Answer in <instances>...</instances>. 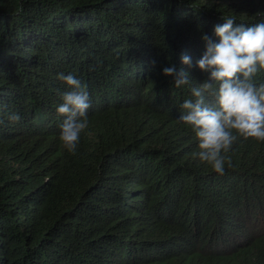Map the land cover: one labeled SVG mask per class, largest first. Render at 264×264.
<instances>
[{
	"label": "trees",
	"instance_id": "16d2710c",
	"mask_svg": "<svg viewBox=\"0 0 264 264\" xmlns=\"http://www.w3.org/2000/svg\"><path fill=\"white\" fill-rule=\"evenodd\" d=\"M227 16L264 0H0V264H264V141L238 137L219 175L177 122ZM61 73L91 101L74 154Z\"/></svg>",
	"mask_w": 264,
	"mask_h": 264
},
{
	"label": "clouds",
	"instance_id": "9594fccd",
	"mask_svg": "<svg viewBox=\"0 0 264 264\" xmlns=\"http://www.w3.org/2000/svg\"><path fill=\"white\" fill-rule=\"evenodd\" d=\"M223 20L214 27L218 43L206 35L202 37L205 52L196 66L210 75L191 87L194 99L182 103L183 111L177 119L195 134L198 151L193 155L219 175L225 173L224 154L238 137L264 141V83L257 85L254 79L264 71V20L252 24L237 23L233 16ZM181 62L191 66V57L182 55ZM162 74L173 78L175 88L192 82L189 73L175 65L165 67ZM59 79L70 89L56 109L63 117L59 141L74 154L81 134L89 127L90 96L74 74L61 73ZM208 96L214 98V103L206 102ZM9 119L17 122L20 116L12 114Z\"/></svg>",
	"mask_w": 264,
	"mask_h": 264
}]
</instances>
